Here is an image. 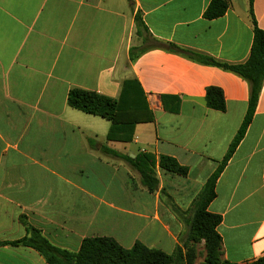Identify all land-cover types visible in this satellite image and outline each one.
Returning a JSON list of instances; mask_svg holds the SVG:
<instances>
[{
	"label": "crops",
	"instance_id": "crops-1",
	"mask_svg": "<svg viewBox=\"0 0 264 264\" xmlns=\"http://www.w3.org/2000/svg\"><path fill=\"white\" fill-rule=\"evenodd\" d=\"M212 0H0V264H47L34 249L8 245L26 224L55 247L79 252L87 238L137 243L186 261L194 204L227 155L248 111L249 85L237 75L151 49L150 36L216 60L244 63L254 25L249 0H227L224 16L205 17ZM264 31V0H254ZM137 79L155 120L131 143L110 142L111 122L71 108L82 89L117 99ZM222 89L226 111L207 107L208 87ZM162 96L180 99L168 112ZM168 107H175L170 102ZM169 156L187 176L156 167L150 191L125 158ZM208 212L222 217L223 259L249 264L264 256V85L239 147L220 174ZM203 243H199L201 246ZM190 258V259H189ZM198 259L194 260L197 264Z\"/></svg>",
	"mask_w": 264,
	"mask_h": 264
},
{
	"label": "trees",
	"instance_id": "trees-1",
	"mask_svg": "<svg viewBox=\"0 0 264 264\" xmlns=\"http://www.w3.org/2000/svg\"><path fill=\"white\" fill-rule=\"evenodd\" d=\"M250 15L254 25V37L248 59L241 64H231L172 43H164L153 39L140 17L136 18L137 35L147 46L144 49L131 48L130 60L137 61L143 53L151 49H161L185 57L195 63L219 68L242 78L249 85L248 111L244 121L232 142L229 151L220 163L217 171L209 178L201 194L195 201L194 214L190 223V232L184 247L189 242L205 240L206 260L203 264H232L223 259L222 238L217 232L222 217L208 212L210 203L216 198V185L220 174L244 139L253 120L260 95L264 85V31L257 26L253 13L254 0H249ZM229 9L227 0H212L206 10L205 17L214 20L225 15ZM163 105L168 112L177 114L181 101L177 97L162 96ZM205 101L207 107L219 111H226V100L222 89L211 86L206 90ZM174 102L175 107H168ZM71 108L85 114L100 117L111 122L107 135L110 142L131 143L135 136V129L139 124L151 123L155 120L145 91L137 79L126 80L117 99H113L96 92L82 89H72L68 95ZM140 173L142 184L150 191H155L159 181L155 175L156 167L170 173L187 176L189 169L181 166L176 159L160 156L157 160L152 154H139L135 159L125 158ZM27 236L8 245L23 246L36 250L47 264H193L186 261L183 250L179 247L173 254H166L161 250L148 248L137 243L132 249L121 247L114 239L107 237L87 238L83 241L79 252H70L51 244L42 233L26 224ZM190 259V258H189ZM249 264H264V256Z\"/></svg>",
	"mask_w": 264,
	"mask_h": 264
},
{
	"label": "rangeland",
	"instance_id": "rangeland-1",
	"mask_svg": "<svg viewBox=\"0 0 264 264\" xmlns=\"http://www.w3.org/2000/svg\"><path fill=\"white\" fill-rule=\"evenodd\" d=\"M199 243H203L201 246H198ZM193 247L191 250H189V252L191 251V253L195 254V258L192 260H196L197 264H203L206 260V242L205 240H201V241H197V242H193ZM193 264H195V262H193Z\"/></svg>",
	"mask_w": 264,
	"mask_h": 264
}]
</instances>
